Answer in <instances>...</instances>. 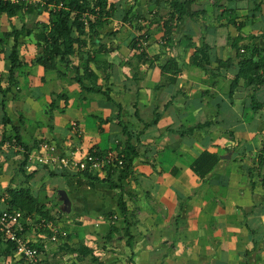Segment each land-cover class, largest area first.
<instances>
[{
    "label": "crops",
    "instance_id": "crops-1",
    "mask_svg": "<svg viewBox=\"0 0 264 264\" xmlns=\"http://www.w3.org/2000/svg\"><path fill=\"white\" fill-rule=\"evenodd\" d=\"M172 1L188 2L189 15L174 20V37L165 42ZM109 2L116 11L94 40L87 38V48L94 60L90 68L99 76L97 88L108 85L114 102L94 93L82 98L72 81L76 67L60 65L63 77L35 64L34 35L21 41L24 65L5 98L13 39L4 34L29 19H2L0 144L14 136V124L31 154L44 138L63 154L124 153L130 170L123 191L47 166L28 164L22 173L24 148L7 142L0 146L1 209L11 200L8 190L24 188L44 211L61 217L64 236L58 247L51 230L26 231L49 264H264V85L257 89L242 81L231 92L247 50L264 48V0ZM48 18L44 13L40 22ZM239 35L243 39L235 47ZM102 46L105 50L97 51ZM138 49L145 50V59ZM195 56L206 69L193 64ZM168 60L181 72L163 76L160 64ZM55 93L66 94L69 106L51 114ZM5 115L11 120L7 125ZM205 151L220 162L202 179L192 164ZM49 178L55 182L45 189L39 182ZM0 264L23 261L0 247Z\"/></svg>",
    "mask_w": 264,
    "mask_h": 264
},
{
    "label": "trees",
    "instance_id": "trees-1",
    "mask_svg": "<svg viewBox=\"0 0 264 264\" xmlns=\"http://www.w3.org/2000/svg\"><path fill=\"white\" fill-rule=\"evenodd\" d=\"M110 0H41L39 2L27 3L20 1L18 3H12L8 0H0V23L3 18L9 19L14 17H20L24 21L25 17L29 19V22L23 23L21 28L16 26L12 27L11 32L4 34L5 37L13 39L12 51L9 56V60L12 63V68L8 77V88L3 91V96L6 98L13 84L17 83V71L23 68L24 63L20 59V47L23 38L34 35L37 40V47L39 54L34 61L35 64L43 66L45 69L58 70L59 76L66 77L67 75L59 71V66L63 65L67 70H72L76 67V73L72 81L79 84L81 87L82 98L90 93L98 94L109 102H114L111 97V88L105 85L102 88H97V82L99 76L90 68V64L94 62L91 51L88 50V40L95 39V34L99 31L100 27L107 21L109 17L114 15L116 7L114 4H110ZM135 3L139 0H133ZM188 2L172 1L171 7L173 12L170 14L169 21L163 28L164 40H171L174 37L173 23L177 18L178 21H182L189 15L186 5ZM59 5L62 8L58 9ZM49 13V18L46 22H40V17L44 13ZM126 19V18H125ZM1 26V25H0ZM1 30V27H0ZM146 37L143 39L145 41ZM243 39L242 35H239L235 39L234 45L240 43ZM141 41V43H143ZM1 43V39H0ZM140 49V48H139ZM140 58L145 59V50H139ZM105 50L102 46L99 52ZM95 52L93 51V54ZM85 55H88L86 58ZM259 56L258 61H254V57ZM200 57L193 58V64L206 69V65L199 61ZM240 72L232 83V95H234L235 89L244 82L245 86L256 85L257 89L264 85V77L260 75L261 71H264V48L253 47L251 50H247V53L240 62ZM163 76L172 72L178 74L181 72L179 64L175 60H168L165 65L160 64ZM83 70V74L80 71ZM172 80V79H171ZM64 101L63 108L58 107V103ZM69 98L66 94L55 93L53 94V100L51 103V114L54 110L60 109L64 111L69 106ZM257 101L253 98V102ZM5 108V102H3ZM255 111V110H254ZM54 119V116L51 117ZM5 124L11 123V120L5 115ZM21 120V124L24 122ZM14 136L4 137L0 146L7 142L12 145L21 146L24 148V160L22 161L21 169L22 173H25V168L29 164V157L32 149L29 145L22 143V132L21 128L14 125ZM42 142V141H41ZM40 142V143H41ZM39 143V145H40ZM38 144V143H37ZM58 146V145H57ZM39 147V146H38ZM96 153L98 156H106L109 153L102 155L98 153V150L91 151ZM122 166H107L105 168V174H92V173H81L82 175L93 182L106 183L113 189H121L123 191V181L130 170V158L123 157ZM220 162L218 155L212 154L208 151L200 154L195 162L192 164V170L200 178H206L212 173ZM260 165H264V159L261 158ZM54 175V174H53ZM55 176V175H54ZM118 177V179H116ZM32 176H27L29 181ZM10 195V202L8 206L1 209L10 211H22L27 215H37L43 217L48 221H51V215L49 210L44 211L46 206H41L39 199L32 194L30 189L24 188H11L8 190ZM120 211L123 218L126 220L128 215L127 204L122 198L119 199ZM28 230V228H27ZM26 230V231H27ZM113 232H117L116 228H112ZM0 247H4L6 251L12 254L16 253V245L10 241H7L0 231Z\"/></svg>",
    "mask_w": 264,
    "mask_h": 264
},
{
    "label": "built area",
    "instance_id": "built-area-1",
    "mask_svg": "<svg viewBox=\"0 0 264 264\" xmlns=\"http://www.w3.org/2000/svg\"><path fill=\"white\" fill-rule=\"evenodd\" d=\"M12 3L20 1L32 3L41 0H8ZM62 8L59 5L58 9ZM166 42V40H164ZM73 127L79 136L82 135V130L78 127L76 122ZM123 154L116 155L109 153L106 156H98L96 153H89L80 155L78 152H71L63 154L59 147L51 139L44 138L40 143L37 151L30 154L29 164L31 166H59L63 170L72 174L92 173L94 175H104L107 166H122ZM52 221H48L43 217L37 215H27L22 211H10L4 209L0 212V231L3 233L5 239L16 245V256L23 261V264H49L46 263L40 247L29 240L26 236L27 228L35 230H51L53 232L52 241H57L59 234L58 229L53 227Z\"/></svg>",
    "mask_w": 264,
    "mask_h": 264
},
{
    "label": "rangeland",
    "instance_id": "rangeland-1",
    "mask_svg": "<svg viewBox=\"0 0 264 264\" xmlns=\"http://www.w3.org/2000/svg\"><path fill=\"white\" fill-rule=\"evenodd\" d=\"M53 168V167H52ZM53 169H59V170H63L62 168H60L59 166H57V167H54ZM53 181L55 182V179L53 178V179H47V180H41L39 183H42V182H44V184H45V189H46V187L48 186V185H50L51 183H53ZM37 191L38 192H43V191H45V190H43L42 191V189H37ZM67 217V216H66ZM51 218H53L54 220H51L52 221V224L54 225L53 227L54 228H56V229H58V231H59V234H58V239H57V241H55V243L53 244V245H55V247L57 246H60V243H61V237H63L64 235H63V230L61 229V227H60V223L61 222H59V220L61 219V217L59 216V217H57V216H51ZM57 221V222H56ZM61 221V220H60ZM40 231H42V232H46V231H43V230H40ZM48 231V230H47ZM29 239V238H28ZM53 245H51L52 247H53Z\"/></svg>",
    "mask_w": 264,
    "mask_h": 264
}]
</instances>
